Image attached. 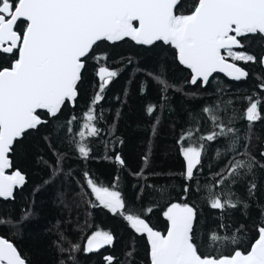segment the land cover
Segmentation results:
<instances>
[{
    "label": "snow or ice",
    "instance_id": "6c2138e0",
    "mask_svg": "<svg viewBox=\"0 0 264 264\" xmlns=\"http://www.w3.org/2000/svg\"><path fill=\"white\" fill-rule=\"evenodd\" d=\"M250 36L264 40V0H190V3L189 0H0V57L10 61L7 66L0 64V198H12L14 188L25 183V176L19 170L6 174L12 167L10 153L14 152L15 143L30 130L49 123L42 118V112L54 119L63 106L75 104L86 62L101 43L115 44L127 39L136 45L151 46L163 42L175 49L179 63L191 70L190 83L203 85L215 72H223L235 81L246 79L249 73L238 66V61L264 65V55L257 57L244 50L245 40ZM95 59L106 61L107 53L97 54ZM118 74L107 66H99V90L83 113L79 130L74 127L78 119L75 116L58 126V130L66 129L69 143L83 160L91 157L90 141L101 133L96 105ZM148 75L157 82L161 99L167 101L171 86L166 78L154 73ZM259 87L264 90V83ZM246 99L248 106L243 117L235 111L228 115L232 101L203 107L202 117L192 116L191 124L195 127L182 131L176 142L185 162L184 179L197 183L210 146L221 145L215 150V159L225 161L223 167L213 173L212 183L197 189L207 206L221 214V223L207 233L206 241L197 235L199 213L194 206L170 204L163 213L167 220V232L163 234L141 216L126 211L125 199L118 190L119 177L111 187H106L84 172L87 188L98 202L89 201V206L119 215L137 234H145L150 264H264V219L256 228L257 237L250 243V250L241 249L245 240L243 225L226 234L230 225L223 222L229 210L249 208V200L258 189L257 166L264 169V163L247 150L248 143L243 144L244 152L238 150L241 140L251 137L239 135L237 120L246 119L250 133L254 123L264 119V101ZM155 111L156 106L151 104L146 109L149 116ZM202 121L210 122L213 130L201 132ZM55 155L54 164L44 161L52 168L53 179L63 171V154ZM260 156L264 157V152ZM108 158L124 166L119 153ZM143 159L147 163L148 156ZM135 175L147 179L143 169ZM249 176L251 180H247ZM246 181L247 196L238 195L235 189ZM191 190L190 183H186L183 198ZM8 222L0 217V225ZM66 240L61 234L57 242L58 252L66 254L59 264H78L75 254L81 251V245L68 241L69 246L64 247ZM113 241L111 232L97 230L87 237L82 250L97 252L111 246ZM127 255L132 257L133 250ZM114 259L104 257L106 264H114ZM0 264H26V261L13 243L0 238Z\"/></svg>",
    "mask_w": 264,
    "mask_h": 264
},
{
    "label": "trees",
    "instance_id": "16d2710c",
    "mask_svg": "<svg viewBox=\"0 0 264 264\" xmlns=\"http://www.w3.org/2000/svg\"><path fill=\"white\" fill-rule=\"evenodd\" d=\"M263 42L259 37L250 36L245 40L244 50L260 57ZM100 53H107L106 61L95 59ZM229 62L233 61L229 58ZM8 63L7 57H0V64L7 66ZM236 63L249 73L246 79L235 81L214 75L207 84L198 82L193 85L188 70L178 65L175 49L170 45L157 42L142 47L126 39L115 44L103 42L95 47L86 62L75 104L63 106L54 119L42 112V118L49 123L38 130H30L15 143L14 152L10 153L12 167L8 171L19 170L25 176V183L14 188L12 198L0 200V217L9 221L0 225V237L13 243L26 264H59L60 259H66V254L59 253L57 249L61 234L67 237L64 247L69 246L68 241L81 245V251L75 254L78 264H106L105 256L114 257V264H148L144 234H137L121 216L99 206H89V201L98 202L85 183L83 174L87 171L99 185L106 187H111L115 178L119 177L118 190L125 199L126 211L141 216L161 233H164L167 221L163 213L170 204L188 203L194 206L199 213L197 235L206 241L207 233L217 229L221 223V214L207 206L203 194L197 189L212 183L213 173L223 167L225 161L215 159V150L221 145L210 146L197 183L184 179V160L176 142L182 131L195 127L191 124L192 116L199 114L202 117L201 110L205 106H215L218 101H232L228 115L235 111L243 117L248 106L247 97L264 101V90L259 87L264 83V70L259 63ZM99 66H107L119 74L109 83L103 99L96 105L101 133L90 141L91 157L83 160L69 143L66 129L58 130V126L75 116L78 119L74 127L79 130L83 113L99 90ZM148 73L166 78L171 86L167 101L161 99L160 88ZM150 104L156 106L152 116L146 112ZM235 126L240 129L241 137H251L250 140L242 139L238 150L244 152L243 144L248 143L247 150L264 163V157L260 156L264 152V119L255 122L250 133L246 119L237 120ZM211 130L210 122L202 121L201 132ZM55 153L63 154V171L53 179L52 168L44 161L54 164L57 159ZM115 153H119L124 160L123 167L108 158ZM145 156H148L147 163L143 159ZM142 169L147 179L135 175ZM251 179V176L247 178ZM255 180L258 189L255 197L249 200V208L241 206L229 210L223 220L230 225L226 234L243 225L245 240L242 250L248 249L257 237L256 228L264 219L261 217L264 169L258 166ZM186 183H190L192 190L185 199ZM146 184L155 187L142 188ZM235 190L238 195L246 197L247 181ZM97 230L111 232L113 244L96 253H84L85 240ZM130 250H133L132 257L127 255ZM202 250L207 252L206 248Z\"/></svg>",
    "mask_w": 264,
    "mask_h": 264
},
{
    "label": "water",
    "instance_id": "95a60500",
    "mask_svg": "<svg viewBox=\"0 0 264 264\" xmlns=\"http://www.w3.org/2000/svg\"><path fill=\"white\" fill-rule=\"evenodd\" d=\"M133 42V41H132ZM134 43V42H133ZM160 43H163V42H160ZM135 44V43H134ZM136 45V44H135ZM139 46H142V47H149V46H143V45H139ZM262 55H264V42H263V52H262ZM176 61H177V63H178V65H180L181 67H183L184 69H186V70H188V72H189V74H190V77H191V70L190 69H187L185 66H183V65H181L180 63H179V61L176 59ZM231 63V62H230ZM260 65V64H259ZM260 68L262 69V70H264V65H260ZM98 70V69H97ZM214 75H219V76H223V77H225V78H227V79H231L230 77H228L225 73H223V72H215V73H213L212 74V76H214ZM211 77V76H210ZM209 77V78H210ZM184 167H185V162H184ZM9 170V169H8ZM8 170H6V174H11L13 171H8ZM19 187V186H18ZM16 188V187H15ZM8 199H10V198H8ZM8 199H4V198H0V200H8ZM166 232H167V221H166V228H165V231H164V233L163 234H166ZM145 235V234H144ZM0 238H2V237H0ZM145 238H146V243H147V258H148V264H150V261H149V256H148V252H149V245H148V241H147V237H146V235H145ZM4 239V238H3ZM87 240V239H86ZM86 240H85V242H84V244L86 243ZM252 242H254V240L252 241ZM107 246V245H106ZM105 246V247H106ZM103 249V248H102ZM102 249H100V250H102ZM99 250V251H100ZM248 250H250V246H249V248H248ZM99 251H97V252H99ZM93 253H96V252H93Z\"/></svg>",
    "mask_w": 264,
    "mask_h": 264
}]
</instances>
